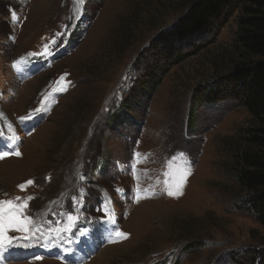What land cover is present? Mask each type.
<instances>
[{
	"label": "rangeland",
	"instance_id": "374dc122",
	"mask_svg": "<svg viewBox=\"0 0 264 264\" xmlns=\"http://www.w3.org/2000/svg\"><path fill=\"white\" fill-rule=\"evenodd\" d=\"M185 1L0 0V202L28 229H7L0 264H248L264 248L237 181L251 116L225 79L240 10L170 34Z\"/></svg>",
	"mask_w": 264,
	"mask_h": 264
},
{
	"label": "trees",
	"instance_id": "16d2710c",
	"mask_svg": "<svg viewBox=\"0 0 264 264\" xmlns=\"http://www.w3.org/2000/svg\"><path fill=\"white\" fill-rule=\"evenodd\" d=\"M185 3L188 11L170 34H201L205 29L210 30L216 20L240 10L234 41L236 58L225 79L233 88L232 97L251 116V124L238 147L237 181L246 194L249 208L264 225V0H186ZM215 88L205 91L201 99L204 103L214 98ZM125 100L119 109L122 116L129 111L126 104L130 97ZM249 254L248 264H264V248L253 249Z\"/></svg>",
	"mask_w": 264,
	"mask_h": 264
},
{
	"label": "snow or ice",
	"instance_id": "6c2138e0",
	"mask_svg": "<svg viewBox=\"0 0 264 264\" xmlns=\"http://www.w3.org/2000/svg\"><path fill=\"white\" fill-rule=\"evenodd\" d=\"M15 19V17H13ZM10 153L8 152H2L0 153V160L4 159L5 157L9 156ZM15 155L16 156H20L21 153L19 151H16L15 152ZM27 183H32V181H28ZM21 188L23 187L22 185L20 186ZM182 194V193H181ZM168 195L169 196H173L175 195V193L173 191H169L168 192ZM0 203H4V204H7L8 205V215L5 216V209H3L2 207H0V250H4L6 251L7 250V247H11L13 242L18 239V238H15V237H10V236H7L5 233L7 231L8 228L10 227H14L15 230L17 231H24V232H27L28 229L27 227L25 226L27 221L26 220H22L18 215H16L15 211L13 210V204H12V201H5V202H0ZM26 207V205H25ZM74 217H71L69 216V220H73ZM108 222L110 223H115L114 220H112L111 217H109V220ZM116 235L117 236H126L125 233L123 232H120V231H116ZM20 239H29L28 236H25V237H22ZM4 241H7V247L5 246V243ZM4 257L2 255H0V259H3ZM37 259H39V257H36Z\"/></svg>",
	"mask_w": 264,
	"mask_h": 264
},
{
	"label": "bare ground",
	"instance_id": "6f19581e",
	"mask_svg": "<svg viewBox=\"0 0 264 264\" xmlns=\"http://www.w3.org/2000/svg\"><path fill=\"white\" fill-rule=\"evenodd\" d=\"M105 251H106V250L103 251L104 253L101 252L100 254H98L96 258H97V259H101V260L104 259V257L106 256V253H107V252H105ZM100 262H102V261H100ZM90 264H91V263H90Z\"/></svg>",
	"mask_w": 264,
	"mask_h": 264
}]
</instances>
